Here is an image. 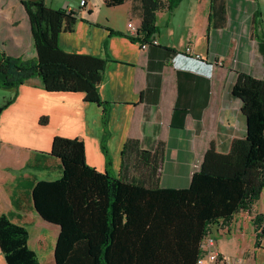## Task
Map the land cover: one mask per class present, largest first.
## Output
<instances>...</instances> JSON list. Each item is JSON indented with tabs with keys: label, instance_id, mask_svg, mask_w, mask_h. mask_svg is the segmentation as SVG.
<instances>
[{
	"label": "crops",
	"instance_id": "1",
	"mask_svg": "<svg viewBox=\"0 0 264 264\" xmlns=\"http://www.w3.org/2000/svg\"><path fill=\"white\" fill-rule=\"evenodd\" d=\"M45 1L76 12L73 30L59 36L64 50L106 60L99 93L109 111L106 134L104 104L85 100L83 92L48 91L38 77L8 88L14 98L0 111V215L27 227L41 264H56L60 225L39 214L32 195L37 181L62 176L61 161L50 154L54 136L83 139L86 160L98 171L107 169L105 140L114 176L150 187H188L211 143L227 153L247 134L242 101L232 89L240 73L264 79V0H181L157 12L159 43L146 49L129 35L128 21L141 23L133 0ZM188 45L202 59L184 53ZM0 47L37 57L22 0H0ZM129 139L138 141L133 149L163 150L157 173L125 163L121 174ZM257 213H264V190L251 212L237 213L229 227H212L224 264H264V236L255 245ZM0 264H8L1 247Z\"/></svg>",
	"mask_w": 264,
	"mask_h": 264
},
{
	"label": "trees",
	"instance_id": "2",
	"mask_svg": "<svg viewBox=\"0 0 264 264\" xmlns=\"http://www.w3.org/2000/svg\"><path fill=\"white\" fill-rule=\"evenodd\" d=\"M133 1L140 13L142 35L131 38L146 42L157 32V12L163 8L173 10L181 0ZM22 3L37 57L26 59L0 47V88H15L38 77L48 91L83 92L85 100L104 104L107 134L108 105L99 93L106 60L68 52L60 46L59 36L73 30L76 12L49 6L45 0ZM232 93L242 101L247 134L234 139L227 153L219 152L211 143L185 188L150 187L147 181L114 176L105 140L102 146L107 169L98 171L86 160L83 139L55 135L50 154L61 161L62 176L37 181L32 195L39 214L60 225L56 264H197L200 241L212 227H229L237 213L251 212L264 190V79L240 73ZM13 98L6 97L0 111ZM46 121L47 116L40 118L41 123ZM132 145H138L137 139L125 143L121 174L125 163L129 169L157 173L163 150L151 152L133 149ZM253 223L257 231L255 245L260 246L264 213H257ZM137 234L139 239L142 235L140 242ZM28 239L26 226L7 213L0 215V247L8 264H41Z\"/></svg>",
	"mask_w": 264,
	"mask_h": 264
},
{
	"label": "built area",
	"instance_id": "3",
	"mask_svg": "<svg viewBox=\"0 0 264 264\" xmlns=\"http://www.w3.org/2000/svg\"><path fill=\"white\" fill-rule=\"evenodd\" d=\"M86 0H81V5H84ZM129 35L133 37H139L142 35L140 33L141 23H136L133 19L128 21ZM158 39L156 34L146 42L141 43V47L146 49L151 44H158ZM193 53L192 47L190 45L186 46L184 53ZM193 56L197 59H202L199 53H193ZM221 63V62H220ZM200 255L197 260V264H224V259H219V250L217 248L216 238L212 231H209L200 241Z\"/></svg>",
	"mask_w": 264,
	"mask_h": 264
},
{
	"label": "rangeland",
	"instance_id": "4",
	"mask_svg": "<svg viewBox=\"0 0 264 264\" xmlns=\"http://www.w3.org/2000/svg\"><path fill=\"white\" fill-rule=\"evenodd\" d=\"M32 51H34V53H35V48H33ZM8 94H10V90L8 88H0V103L3 102L5 97L8 96ZM212 233H213V231H212Z\"/></svg>",
	"mask_w": 264,
	"mask_h": 264
}]
</instances>
